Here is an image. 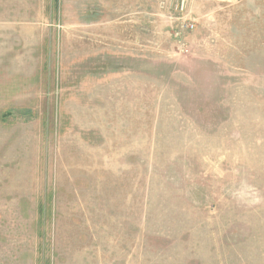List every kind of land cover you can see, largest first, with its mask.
I'll return each instance as SVG.
<instances>
[{
    "label": "rangeland",
    "instance_id": "1",
    "mask_svg": "<svg viewBox=\"0 0 264 264\" xmlns=\"http://www.w3.org/2000/svg\"><path fill=\"white\" fill-rule=\"evenodd\" d=\"M0 264H264V0H0Z\"/></svg>",
    "mask_w": 264,
    "mask_h": 264
}]
</instances>
